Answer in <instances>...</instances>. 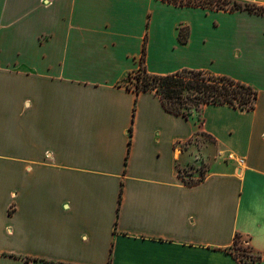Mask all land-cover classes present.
<instances>
[{
	"label": "crops",
	"instance_id": "1",
	"mask_svg": "<svg viewBox=\"0 0 264 264\" xmlns=\"http://www.w3.org/2000/svg\"><path fill=\"white\" fill-rule=\"evenodd\" d=\"M143 57L250 85L255 107L171 113L126 84ZM199 133L223 162L187 183ZM237 237L264 264V13L0 0V264H239Z\"/></svg>",
	"mask_w": 264,
	"mask_h": 264
},
{
	"label": "trees",
	"instance_id": "2",
	"mask_svg": "<svg viewBox=\"0 0 264 264\" xmlns=\"http://www.w3.org/2000/svg\"><path fill=\"white\" fill-rule=\"evenodd\" d=\"M170 3L185 6H202L213 9L197 0H165ZM226 5V4H224ZM215 8V7H214ZM218 9H224L216 7ZM246 8L250 11L264 13V8L256 5H242L234 3L231 10ZM144 57L139 71L144 72ZM146 73V72H145ZM138 94L146 91H155L158 94L167 111L185 118H190L193 113L202 115L207 105H228L242 111H250L255 107L258 92L250 85L238 82L226 76H215L203 71L185 70L173 75L143 77L142 85L135 90ZM240 240L236 238L237 242ZM253 260V264L257 261ZM239 264H243L239 262Z\"/></svg>",
	"mask_w": 264,
	"mask_h": 264
},
{
	"label": "rangeland",
	"instance_id": "3",
	"mask_svg": "<svg viewBox=\"0 0 264 264\" xmlns=\"http://www.w3.org/2000/svg\"><path fill=\"white\" fill-rule=\"evenodd\" d=\"M200 1L201 4H206L207 6H214L213 9H218L216 7L230 9L234 6V0H197ZM240 4V2H238ZM226 4V5H224ZM241 4H244L241 2ZM258 8H264L263 6H256ZM146 75L145 72L137 71L131 74L126 79V84L133 88L137 89L138 85H142L143 77ZM195 118L199 123L201 122V115L199 113H193L191 116ZM191 146L187 147V151L190 152L191 158L187 165L182 168V173L184 176H187L184 180L187 183H194L204 178L208 173L209 169L212 168V162L215 164L223 162L222 157L219 155L218 150L214 142L206 135L199 133L198 136L195 137L194 141L190 143ZM236 250L238 256H240L243 264H250L253 260L258 259V255H255L248 245L239 240L236 245Z\"/></svg>",
	"mask_w": 264,
	"mask_h": 264
}]
</instances>
